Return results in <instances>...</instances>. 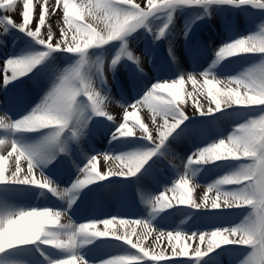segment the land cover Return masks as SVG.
I'll return each mask as SVG.
<instances>
[{
	"label": "snow or ice",
	"instance_id": "obj_1",
	"mask_svg": "<svg viewBox=\"0 0 264 264\" xmlns=\"http://www.w3.org/2000/svg\"><path fill=\"white\" fill-rule=\"evenodd\" d=\"M37 3L38 22L33 28L34 0H0V24L3 25V32L16 28L40 46L5 60L0 68V72L4 73L0 86L7 87L12 81L32 72L53 53L68 52L78 59L56 76L46 96L29 114L15 120L7 115H0V185H5L0 191H11L7 187L9 185H29L67 200L68 207L62 210L52 207H19L0 196V257H3L0 264H24L29 245H37L34 251H39L44 256L46 264H89L85 257L91 250L85 249L88 245L95 248V241L100 238L117 240L122 246H128L125 254L104 259L100 264H179L180 259L175 258H186L190 264H206L205 257L228 245L249 249L241 264H264V60L244 72L227 77L226 83L211 71V67L229 57L249 53L264 54V22L259 24L258 31L222 45L217 50V58L210 69L199 73L202 81L195 74H187V81L192 83L194 91L206 93L209 98L207 108L195 100L193 92L184 93L186 78L182 73L170 81H157L140 99L125 107L122 121L116 122L115 117L106 110V101L109 99L105 94L106 90L96 87L97 81L100 85L106 83L104 61L94 60L89 55L93 48L120 40L122 43L111 60V67L114 68L124 57L139 64L140 59L129 50L126 37L141 27L155 32L157 39L165 36L178 7H200L204 9V14L211 15L213 5H251L264 9V0H146L144 7L135 0H81L79 4L76 0H54L52 4L49 0H37ZM18 4H22V22L19 23L15 21L14 15L5 14L9 11L15 14ZM57 12L62 14L60 38L53 42L56 33L52 25L46 23V18ZM165 12L166 22L154 29L150 23L151 18ZM86 16L97 24L102 23L103 28L98 30L92 23H88ZM45 27L46 32L42 35L41 29ZM169 51L171 52V48ZM233 84L236 86L233 87ZM186 95L193 97L202 116L229 108L246 109L252 115L238 123L226 140L219 139L197 148L187 158L183 175L173 183L171 189L173 193H179L175 196V205L194 209L249 206L252 211L248 217L232 227H214L212 231H194L190 235L180 230L159 231L155 239L167 240L170 255L167 249L151 250L142 242L154 230L152 221L155 217L162 210L174 207L173 202L163 194L144 197V202L151 209L148 218L144 220L127 221L111 217L79 224L71 221L61 224V216L68 213L76 202L79 190L111 177H137L154 156L169 153V138L189 119L183 110V105L187 103ZM145 106L152 113L153 124H156L157 117L163 120L156 138L139 115L140 108ZM129 108L132 110H128ZM256 113L259 115H255ZM95 116L115 123L113 140L135 138L147 141L150 146L118 154L112 152L91 156L84 167L78 169L80 175L72 185L62 188L42 170V165L55 158L46 149L56 146L59 152H65L66 143L62 140L64 134L67 132L71 137L79 138L85 134L89 122ZM46 129L48 133L37 145L22 143L17 138V134L21 132ZM101 159L118 161L119 167L101 171ZM9 160H13L11 168L7 166ZM22 160L27 162L26 170L21 166ZM217 161L238 163L227 174L208 185L207 192H215V196L209 199L206 193L203 202L197 203L192 199L193 189L190 188L192 179L199 170L196 166ZM226 185L234 187L225 191L223 186ZM129 223L143 226L144 231L136 242L131 238L137 235L134 227L131 234L127 231L118 234L117 225ZM98 225H103V230ZM156 247L159 248V244ZM48 250L55 252L49 254Z\"/></svg>",
	"mask_w": 264,
	"mask_h": 264
},
{
	"label": "rangeland",
	"instance_id": "obj_2",
	"mask_svg": "<svg viewBox=\"0 0 264 264\" xmlns=\"http://www.w3.org/2000/svg\"><path fill=\"white\" fill-rule=\"evenodd\" d=\"M76 1H78V4L81 2V0ZM135 2L140 3L142 7L146 4V0H135ZM19 8V12L15 14L11 11L5 14L14 15V19L17 23L22 22L20 15L22 12V4H19ZM211 11V15H206L204 14V9L200 7H178L173 14V20L169 25L168 31L165 36L159 39L156 38L155 32H150L145 27H141L132 32L126 37V40L129 50H131L135 56L139 57V64L124 57L114 68L111 67V60L122 43L120 40L114 41L104 47L90 50L89 55L92 59H102L104 61L103 71L106 77V83L100 85L99 81H97L96 87L98 89L102 87L106 90L105 94L109 97L106 101L107 112L112 114L114 111L112 108V100L113 102L118 100L119 103L123 101V103H120L122 106L119 111L115 114L116 122L122 121L125 107L140 99L141 94L139 91L142 87L148 90V88L157 81H170L183 73L179 71L180 67L177 63L179 57H182L185 60V66L193 71H195L193 67L197 62L205 65L206 68L208 66L210 67L217 58V50L222 45L258 31L259 24L264 22V9L255 8L251 5L242 7H234L227 4L213 5ZM38 13L39 5L37 0H34V19L31 25L33 28L38 22ZM166 17L167 14L165 12L151 18V26L154 29H158L166 22ZM85 19L88 23H92L93 26L97 27L98 30L103 28L102 23L97 24L87 16ZM61 20L62 15L60 13L46 18V23H50L56 33L53 42L60 38L59 26ZM45 32L46 27L41 29L42 35ZM175 43L178 45L176 48ZM39 47L40 46L29 36L18 31L16 28H10L7 33H4L3 25L0 24L1 68L3 67L4 61L10 56H19L24 52ZM170 48L171 52L169 51ZM77 59L78 57L72 53H53L48 60L37 66L32 72L12 81L7 87L0 86L1 94H3L2 98L0 96L3 102L0 106V110L2 112L7 111V113L3 112V114H6L12 119L18 118L15 117L14 111L8 106L14 107L17 103L16 100L21 99L26 91L29 92L33 84L36 85V88L32 90L36 89V91L41 94L39 99V101H41L50 90L56 76L65 68L74 64ZM261 60H264V54H241L221 60L214 67H211V71L219 78L230 77L244 72L253 65L259 64ZM147 75H149V78H146ZM2 82L3 79L0 83ZM185 87L186 83L183 87V91H185ZM190 99L186 98L187 103L183 105V110L189 116V119L169 138L167 145L169 153H166L164 156H154L148 161L137 177H111L109 180L101 181L79 190L78 198L76 202L72 204V211L65 214V216L70 219L69 222L71 221L79 224L84 221V219H87L88 215L86 216L87 218L77 216V214L85 211L94 213L91 214V219L111 218L113 214L110 216L107 214V206L104 202L105 198H108L111 194L114 196V200L112 201H115L117 207L132 210V217L134 220H144V212H147L146 216L148 217L149 210H146L148 205L144 202V197L141 198L139 193L143 190V187L147 185L153 189L154 195L158 196L163 194L174 204L173 208L162 210L152 221L154 230L159 229L156 230L157 233L159 231L168 232L180 230L190 235L191 232L194 231H212L214 227H232L235 224L242 223L248 217L252 211L249 206L232 209H194L190 206L175 205V196L179 193L173 194L171 189L173 183L183 175L187 163V159L185 158H188L197 148L205 147L219 139L226 140L229 134H232L233 130L238 126V123L244 122V120L252 115V113L246 109L229 108L213 115L202 116L199 114L194 100L190 102ZM196 101L203 105L204 108H207L209 105V98L206 103L200 100ZM17 105L23 106L24 102ZM128 110L132 109L129 108ZM27 114L28 112L25 113V115ZM139 115L143 122L148 124L149 129L153 132L154 138H156L158 128L163 123V120L157 117L156 124H153L152 113L146 106L140 108ZM255 115H259V113ZM107 123L108 120L105 118L95 116L89 122L85 134L79 138H73L66 132L62 137V140L66 143L67 150L65 152H59L56 146L46 149V152L54 155L55 158L52 159L50 163L41 166L44 174L63 188V183L61 182L67 183L69 181V172L73 163L70 157L80 154L79 152L82 151V148L95 150L94 152L91 151V155L94 156L96 154H101V152L96 150L98 143H100V149L103 147V149H108L107 152L116 154L150 146L147 141L137 140L135 138H129L127 140L122 139L120 141L113 140L112 133L115 130V123L110 127ZM21 133L27 135L26 139L34 141L37 145L43 141L48 130ZM21 133H18L17 136ZM120 145L124 147L118 149ZM86 161L87 159L85 158L81 165ZM114 162L117 165L114 168H118L119 162ZM236 163L238 162L217 161L215 163L196 166L199 170L196 172L197 174L190 184V188L193 189L192 199L197 203H201L206 193L209 199L215 196V192H207L208 185L227 174ZM176 164L177 166H175ZM99 168L103 171L101 167ZM4 187L5 185H0V190ZM7 187L12 190L7 193L0 191V196L19 207L54 208L52 206V201L55 200L57 196H54L49 191L29 185H9ZM120 187L124 189L123 192H118V188ZM223 187L225 191H228L232 190L234 186L226 185ZM204 188H206V191L201 190ZM171 194H173V196ZM112 201L109 205V209L113 208ZM65 202L68 207V201L66 200ZM81 206L83 207L81 208ZM93 211H96L97 214ZM110 212H112V210H110ZM65 221L66 220L62 222L64 223ZM137 226L143 228L142 225ZM103 227L104 226L100 228L103 230ZM126 227L127 229L124 227L119 228L118 226V234H122L125 231L131 234V228L128 226ZM154 230L152 232H154ZM131 238L134 242L137 241L134 235L131 236ZM97 241H95V248L93 247L94 250H92L95 252L91 253V255H103L102 258L109 257L106 251L110 249L123 250V255L128 247L127 245L122 246L121 242L117 240L111 242L110 239L104 238L103 244L101 241L100 243H96ZM142 242L145 247L151 250L159 251L161 249H167L170 255L168 243L167 245H163L160 240L154 242V238L151 236ZM97 244L99 245L96 246ZM157 244H159V248L156 247ZM193 247H195L194 243ZM36 248L37 245L27 246L24 264H27L29 259L32 261V264H37L35 262L37 256L44 258L39 251H34ZM48 251L49 254H54L55 252V250ZM248 251L249 249L243 246H223L216 249L210 256L205 257L204 261L206 264H241V261L246 258ZM91 255L88 254L85 258L88 259L89 262L96 263L95 259L91 258ZM2 259L3 257H0V260ZM175 259H180L179 264H190V262L186 261V258Z\"/></svg>",
	"mask_w": 264,
	"mask_h": 264
},
{
	"label": "bare ground",
	"instance_id": "obj_3",
	"mask_svg": "<svg viewBox=\"0 0 264 264\" xmlns=\"http://www.w3.org/2000/svg\"><path fill=\"white\" fill-rule=\"evenodd\" d=\"M77 3H78V1H76ZM49 3L50 4H52V3H54V0H49ZM19 10H20V8H19V4L17 5V8H16V10H15V13L16 12H19ZM57 13H60V12H57ZM61 14V13H60ZM62 15V14H61ZM57 26H59V25H57ZM178 45L175 43V48L177 47ZM205 57V56H204ZM177 63H178V66L180 67V69H179V71H181V72H183V74L185 75V78H186V87H185V91H184V93L186 94V93H188V92H193V97L195 98V100H200V101H202V102H204V103H206L207 101H208V98L206 97V93L205 94H200V92L197 90V91H194V89H193V85H192V83L190 82V81H187V74H195V75H197V79L198 80H201L202 81V77H200V75H199V73H201V72H204L205 70H208V69H210V67L208 66L207 68H206V66L205 65H202V64H200V62H197L195 65H194V70L195 71H200V72H195V71H193V70H190L189 68H187L186 66H185V60L182 58V57H179L178 59H177ZM1 68V67H0ZM8 74H10V72L8 73ZM3 75H4V73L3 72H0V81H2V79H3ZM149 75H147L146 76V78L148 77ZM218 77V76H217ZM149 78V77H148ZM219 78V77H218ZM226 78L227 77H222V78H219L220 80H222V81H225V83H226ZM155 83V82H154ZM153 85V84H152ZM151 85V86H152ZM150 86V87H151ZM221 87H224V84H221L220 85ZM232 86H236V85H232ZM33 88H36V85H32L31 86V88H30V91L29 92H27V94H26V98H25V105H24V107L22 106V107H20V106H15V107H11V106H8V107H10L11 109H13V111H14V114H15V117H18V118H15V119H19V118H21V117H23V116H25V113H27L28 112V114L32 111V109L33 108H35L41 101H39V99H40V93L38 92V91H36V89L35 90H32ZM197 89H199V85H197ZM147 91V88H145V87H142L141 88V90L139 91V93L141 94L140 95V98L142 97V95L145 93ZM2 92L0 91V96H1V98H2V96H3V94H1ZM193 97H188L187 95H186V98H191L190 99V102L192 101V100H194L193 99ZM128 99V98H127ZM127 101V100H126ZM120 103H123V101H121ZM119 102H118V100L117 101H115V102H113V100H112V108L114 109V111L112 112V114L111 115H113L114 117H115V114L119 111V109H120V107L122 106V104H120ZM3 104V102H2V100L0 99V106ZM21 114H22V116H21ZM0 115H4L3 114V112L0 110ZM6 115V114H5ZM20 116V117H19ZM14 119V120H15ZM115 119H116V117H115ZM114 122L113 121H108V123H107V125L110 127V126H113L112 124H113ZM139 134V133H138ZM229 135H231V134H229ZM26 136L27 135H25V134H23V133H21L20 135H18L17 136V138L22 142V143H25V144H28V145H36L35 144V142L34 141H30V140H27L26 139ZM94 136V135H93ZM96 137H98V136H96ZM99 138V137H98ZM105 147V146H104ZM122 147H124V146H122ZM122 147H121V145L118 147V149H122ZM101 148V146H100V143H98V145L96 146V150H98L99 152H101V154L102 153H109V154H111L110 152H107V150L108 149H103V147H102V149H100ZM82 151L81 152H79L80 154H76V155H72L71 157H70V159L71 160H73V163H72V166H71V169H70V174H69V181L67 182V183H65V182H61V183H63V187H65V188H67V187H70L71 185H72V183L75 181V179H76V177L78 176V175H80L79 174V171H78V169L79 168H83L84 167V165L88 162V157H90V156H93V155H91V153L92 152H94L95 150H90L89 148H86V149H84V148H82L81 149ZM92 151V152H91ZM106 151V152H105ZM5 155L7 154V152L5 151V153H4ZM69 154V153H68ZM87 159V161L83 164V165H81V163H82V161L84 160V159ZM185 159H187V158H185ZM12 165H13V160H9V162H8V167L9 168H11L12 167ZM21 166L26 170V168H27V162L26 161H21ZM115 166H117L116 164H115V162H114V160H111V161H104L103 159H101L100 160V164H99V167H101L102 168V170L103 171H106L109 167H115ZM175 166H177V164L175 165ZM197 174V173H196ZM37 175H39V172H38V169H37ZM202 175H203V173H202ZM201 175V176H202ZM81 178H83L82 176H81ZM60 183V184H61ZM146 188V189H145ZM199 189V188H198ZM141 190V189H140ZM201 190H203V191H206V188H204V189H201ZM120 191H124V189L122 188V187H120V188H118V192H120ZM171 192V191H170ZM174 194V193H173ZM173 194H171L172 196H173ZM113 195H115V194H113ZM139 195L141 196V198L142 197H145V196H147V195H152V196H156V195H154V192H153V189H151L150 188V186L149 185H147V186H145V187H143V190L139 193ZM178 195V194H177ZM112 200H114V196H112V194L108 197V198H105V200H104V202H105V205L107 206V214H109V216L111 215V214H113V216L112 217H114V216H118L117 217V220H119V219H126L127 221H134V219H133V217H132V210H127V209H125V208H120V207H117L116 205H115V201H112ZM66 200L65 199H60L59 197H57V198H55V200H53L52 201V206L54 207V208H57V209H64V208H67V204H66V202H65ZM111 201L113 202L112 204H113V208L112 209H109V205H110V203H111ZM51 202V201H50ZM53 204H55V205H53ZM84 206V205H83ZM83 206H81V208L83 207ZM80 208V209H81ZM72 209H73V206H72V208L69 210L70 212L72 211ZM110 210H112V212H110ZM146 210H149V212L151 211V209H150V207L148 206L147 208H146ZM93 212H95V214H97L96 213V211H93ZM145 213V215H144V219H147L148 217L146 216V213L147 212H144ZM91 214H94V213H92V212H88V211H85V212H82V213H80V214H77V216L78 217H82V218H85L87 215H88V218H90V216H91ZM65 214L64 215H62L61 217L63 218H60V223L61 224H68L69 223V220L70 219H68V217L67 216H65ZM87 218V217H86ZM84 219V221H82L81 223H85V222H88L89 220H93V219ZM64 220H66L64 223L62 222V221H64ZM103 225H98V228L99 229H101L100 227H102ZM119 226V228H126L127 229V227L126 226H128V227H130L131 229L134 227L135 229H136V233H137V235H134L136 238L138 237V236H140L142 233H143V231H144V229L141 227H139V226H137V225H135V224H133V223H129V224H126V225H124V226H120V225H117V227ZM118 228V229H119ZM102 230V229H101ZM156 230H159V229H156ZM156 230H154V232H152L151 233V237H153L154 238V242H158L156 239H155V237L158 235V233L156 232ZM98 240H100L101 242H102V244H103V241H104V238H100V239H98ZM97 241V240H96ZM100 241H97L96 243H100ZM160 241H161V243L163 244V245H167V240L165 239V238H160ZM99 244H97L96 246H98ZM93 245H88L87 246V248L85 249V251H88V250H91V251H88V254L89 255H91V253H93V252H95V251H92L93 250ZM106 252H108L107 254L109 255V257L108 258H102L103 257V255H91L92 257L91 258H93V259H95V262L96 263H93V262H89V264H100V261H102V260H104V259H109V258H111L112 256H115V255H122V253H123V250H118V249H110V250H108V251H106ZM37 264H46V262H45V258H43V257H41V256H37L36 257V261H35ZM27 264H32V261L29 259V262H27Z\"/></svg>",
	"mask_w": 264,
	"mask_h": 264
}]
</instances>
